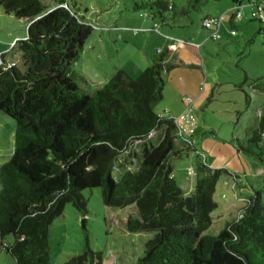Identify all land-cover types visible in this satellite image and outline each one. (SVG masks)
Returning a JSON list of instances; mask_svg holds the SVG:
<instances>
[{
	"label": "trees",
	"instance_id": "trees-1",
	"mask_svg": "<svg viewBox=\"0 0 264 264\" xmlns=\"http://www.w3.org/2000/svg\"><path fill=\"white\" fill-rule=\"evenodd\" d=\"M206 1L185 0L176 8L168 0H145L135 7H147V17L167 24V11L186 15ZM230 1L231 23L241 3ZM246 1L257 6L260 0ZM71 3L0 0L6 13L27 19L24 37L14 42L20 65L0 61V111L15 122L11 155L0 164V249L15 264H49L52 220L66 203L85 213L81 191L99 187L104 205L135 207L125 221L129 232L151 233L136 264H264V202L258 191L216 234L203 232L216 207L212 194L219 175H235L203 163L193 142L176 139L173 116L154 111L162 98L161 72L175 64L158 49L136 77L119 69L91 92L82 90L70 65L92 26ZM263 138L264 112L237 149L248 151ZM175 140L182 146L174 147ZM189 150L197 155L201 176L184 194L170 162ZM8 235L11 242H4ZM101 262L100 252L85 247L63 264Z\"/></svg>",
	"mask_w": 264,
	"mask_h": 264
},
{
	"label": "rangeland",
	"instance_id": "rangeland-1",
	"mask_svg": "<svg viewBox=\"0 0 264 264\" xmlns=\"http://www.w3.org/2000/svg\"><path fill=\"white\" fill-rule=\"evenodd\" d=\"M66 1L75 2L80 14L92 26L70 65L75 81L86 92L94 90L119 69L136 77L144 68L136 66L141 62L143 50L155 56L160 52H155L156 48L164 51L168 46L158 34L144 27L148 21V8H136L135 3L145 0ZM168 1L176 8L185 3V0ZM42 3L50 6L54 0H42ZM240 3L241 16L232 18L231 23L227 17L235 9L230 0H207L200 9L186 15L172 17L171 10L166 12L168 19L174 20L173 27L184 42L174 43L178 47V57L173 55L172 59H166L175 65L161 72L162 92L166 98L162 97L155 104L154 111L173 117L178 114L168 113L164 101L175 97L177 76L185 73L177 64L184 65L188 57L191 58L196 64L194 67L200 70V90L202 88L204 92L192 107L198 126L192 133L195 152L207 166L223 168L235 175L222 172L214 185L212 198L216 207L210 212V225L203 231L207 234H216L226 221L243 212L242 207L250 196H256V191L264 202V173L261 172H264L261 170L264 169V138L259 146L250 143L248 151L237 149L238 143L255 129L264 112V19L251 15L256 9L254 3L246 0H240ZM213 7L214 15H225L217 28V39L208 38L200 26L204 12ZM157 23L160 30L166 29L165 24ZM151 25L149 27L154 28ZM26 26L27 19L6 13L0 5V61L20 65L14 42L24 37ZM185 42L191 43L192 47ZM211 87H214V95L208 98ZM206 99L209 101L205 103ZM14 127V120L0 111V164L11 155ZM149 139L155 143L157 135L152 133ZM137 144L131 143L135 151H138ZM179 144V140L174 141V147ZM195 152L189 150L170 162L172 177L184 194L191 192L195 180L201 176ZM130 161L133 169L134 160L131 158ZM117 172L115 167L113 175ZM81 193L86 199V212L66 203L62 213L48 227L49 264H63L67 257L82 252L85 247L100 252L101 264H136L143 243L151 233L126 229V217L129 213L135 214V207L104 205L99 187L85 188ZM11 240L8 235L4 242ZM0 264H15L2 248Z\"/></svg>",
	"mask_w": 264,
	"mask_h": 264
},
{
	"label": "crops",
	"instance_id": "crops-1",
	"mask_svg": "<svg viewBox=\"0 0 264 264\" xmlns=\"http://www.w3.org/2000/svg\"><path fill=\"white\" fill-rule=\"evenodd\" d=\"M255 10H253L251 12H254ZM205 15H214V7L212 8V10H206L204 12V16ZM174 20H168V23L165 24L166 29L165 30H160L157 21L152 20L151 18L148 17V21L147 24H145L144 27H146L147 29L155 32L156 34H158V36H160L164 41L165 44L168 43V46L166 48H164V51L166 53V59H172L173 55H177V51H178V47L176 45H174V43L180 42V36L179 33H177L175 27H173V23ZM152 24V25H151ZM153 26L157 25V31L154 30L152 27L150 28L149 26ZM122 30H127V29H122ZM121 37V35H120ZM175 39V40H173ZM184 42V41H181ZM187 46H191L192 44L189 42H185L184 43ZM192 47V46H191ZM197 47V46H196ZM159 48L155 49V52L158 50ZM195 49V48H194ZM159 51L162 52V50L159 49ZM154 57L153 54H148L147 52H144L143 50V54L141 56V62L137 63V67H145L146 65H148L150 63V61L152 60V58ZM178 57V55L176 56ZM188 57V56H187ZM188 62H186V64L182 65V64H177L179 66L177 67H182V70H184L185 73H180L177 76L178 79V83L177 88H176V94L174 95L175 97L173 99H168L164 101V109L167 110L168 113H179L182 110V102H181V98L183 96H190L194 99L195 103L196 101L202 97L204 95V92H202V88L200 90V81H201V73L200 70L197 67H194L196 64L194 62H191V58L188 57ZM136 67V69H137ZM140 69V68H139ZM163 91V90H162ZM214 95V87H211V89H209V95L208 98L212 97ZM166 95L162 92V97L165 99ZM209 100L206 99L205 103L208 102ZM177 115V114H176ZM198 126L196 125V128ZM196 128L194 129V132L196 130ZM195 138V136L193 137ZM245 139V138H244ZM243 139V140H244ZM182 145H175L176 148L181 147ZM264 170V169H261ZM262 173H264L263 171H261Z\"/></svg>",
	"mask_w": 264,
	"mask_h": 264
},
{
	"label": "built area",
	"instance_id": "built-area-1",
	"mask_svg": "<svg viewBox=\"0 0 264 264\" xmlns=\"http://www.w3.org/2000/svg\"><path fill=\"white\" fill-rule=\"evenodd\" d=\"M256 1V0H251ZM256 11L252 13V16L258 15L264 19V0L257 1ZM241 16L240 11H236L235 17ZM225 18L224 14L220 15H209L201 19V25L207 30L208 36L212 39L218 38L217 28L220 21ZM154 30L157 31V25H154ZM175 40V39H173ZM176 41V40H175ZM182 110L173 117L175 124V137L184 143L192 142V133L194 132L196 121L194 114L192 112V107L194 104V99L189 96H183L181 98Z\"/></svg>",
	"mask_w": 264,
	"mask_h": 264
}]
</instances>
